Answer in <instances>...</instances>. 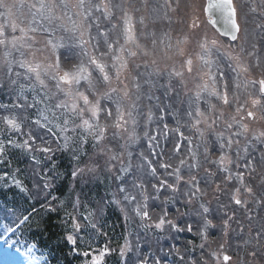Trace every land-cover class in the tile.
I'll return each mask as SVG.
<instances>
[{
  "label": "snow or ice",
  "instance_id": "snow-or-ice-1",
  "mask_svg": "<svg viewBox=\"0 0 264 264\" xmlns=\"http://www.w3.org/2000/svg\"><path fill=\"white\" fill-rule=\"evenodd\" d=\"M197 7L195 0H0V93L11 97L0 102V185L39 198L58 178L57 155H66L78 186L59 203L48 191L44 210L62 214L65 244L88 258L82 264H105L110 254L117 264H162L139 244L92 249L105 206L142 231L198 237L164 254L173 264H221L247 223L242 264H264V0L245 3L242 20L234 0H208L203 21ZM174 16L182 26L176 45ZM161 51L165 60L180 58L182 70L168 73L166 87L181 107L160 108L182 129L180 143L167 123L153 134L156 113L145 101L154 82L141 84L137 73L134 90L125 83L136 59ZM94 183L107 193L95 208L84 191ZM7 212L14 219L6 233L40 226L35 205ZM216 233L218 250L209 244ZM231 259L223 255L224 264Z\"/></svg>",
  "mask_w": 264,
  "mask_h": 264
},
{
  "label": "trees",
  "instance_id": "trees-1",
  "mask_svg": "<svg viewBox=\"0 0 264 264\" xmlns=\"http://www.w3.org/2000/svg\"><path fill=\"white\" fill-rule=\"evenodd\" d=\"M57 165L58 178L56 179L55 184L50 190L41 192L39 198L33 197L32 199H27L22 194L15 191H9L7 188L0 185V215L7 214V208L9 207L22 206L24 208H30L32 205H35L37 213H42L47 207V202H45L44 197L48 196V191L51 192V195L48 196L49 202H61V197L71 190V187L65 188L70 180V168L68 163L64 162L60 164L57 163ZM20 178L24 179V177ZM28 181L30 185L35 183L32 177H28ZM99 186V183H97V187ZM84 191L88 194V196L91 198L93 197V194L89 190L86 189ZM38 223L40 225L38 228L40 231L35 233L31 228L24 227L22 229V234L15 237V241L21 244L23 242L28 245L30 242L36 243L40 239L39 243L44 244L46 248H52L54 255L59 257L64 264H71L68 262L70 258L66 260L68 256L67 250L69 248L65 244L64 236L62 235L64 231L61 225H63L64 222L61 220V217L57 214L49 213L47 216H39ZM114 227L117 228V223H115ZM110 240L120 242L121 238L119 233H112Z\"/></svg>",
  "mask_w": 264,
  "mask_h": 264
},
{
  "label": "rangeland",
  "instance_id": "rangeland-1",
  "mask_svg": "<svg viewBox=\"0 0 264 264\" xmlns=\"http://www.w3.org/2000/svg\"><path fill=\"white\" fill-rule=\"evenodd\" d=\"M0 264H3V261L0 259Z\"/></svg>",
  "mask_w": 264,
  "mask_h": 264
}]
</instances>
